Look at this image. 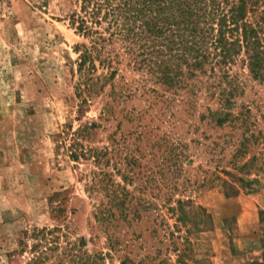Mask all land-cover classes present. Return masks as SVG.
<instances>
[{"label":"rangeland","instance_id":"1","mask_svg":"<svg viewBox=\"0 0 264 264\" xmlns=\"http://www.w3.org/2000/svg\"><path fill=\"white\" fill-rule=\"evenodd\" d=\"M80 8L81 0H0V264L29 260L30 248L19 252L20 239L35 227L69 223L73 238L92 236L100 195L92 197L85 174L95 166L91 160L71 159L67 133L69 127L74 131L86 121L101 123L90 143L115 149L118 167L130 180L124 182L116 166L106 169L133 195L151 203V220L134 225L128 238L142 235L137 243L154 245L150 250L154 256L157 248L161 250L157 259L184 264L178 261L182 244L180 251L167 250L171 238L166 230L187 234L185 226L175 227L181 224L170 207H176L179 198L191 199L207 208L213 222L208 229L189 234L187 264H197L193 259H203L200 264H249L260 258L264 252V82L246 78V92L237 99V112H242V105L251 106L249 123L242 120L246 114L235 127L217 126L201 118L208 106L218 107V99L205 88L191 116L178 105L180 96L166 108L159 101L158 84L123 63L119 69L133 95L111 100L108 85L80 112L75 46L87 40L71 25ZM107 101L113 102L114 114L100 119ZM179 141L184 149L183 173L174 189L175 179L169 173L167 181L162 177L160 163L166 145ZM225 169L245 182L234 181L221 172ZM182 182L188 184L186 190ZM158 214L170 229L160 226L158 236H153L150 225L158 227ZM95 231L99 238L88 242L89 250L108 251L105 236ZM106 264L120 261L114 256Z\"/></svg>","mask_w":264,"mask_h":264},{"label":"trees","instance_id":"2","mask_svg":"<svg viewBox=\"0 0 264 264\" xmlns=\"http://www.w3.org/2000/svg\"><path fill=\"white\" fill-rule=\"evenodd\" d=\"M71 25L87 40L75 46L79 53V77L75 87L80 112L108 85L107 95L111 100L133 95L132 87L119 69V65L126 63L158 84V98L166 108L180 96L178 105L194 115L196 98L205 88L211 98L218 99V107L208 106V112L201 117L203 120L209 119L217 126L232 124L235 127L240 117L247 114L242 120L250 122L251 106L242 105V112H237V99L246 92V78L264 82V0H81L80 11L72 15ZM239 66L243 68L240 72ZM113 114V102L107 101L100 119L108 120ZM100 126V122L86 121L76 130L69 127L67 131L71 159L91 160L95 166L85 174L87 190L93 198L100 195L94 208L92 236L73 238L69 223L27 230L20 239L19 250L22 253L30 248L32 256L25 264H106V259L114 256L120 264H169L167 257L157 259L161 253L158 248L156 255H152L150 250L154 245H145L148 241L137 243L142 235L128 238L129 229L134 225L139 227L146 218L151 220V203L133 195L126 184L116 181L114 172L106 169L116 166L123 181L130 180L118 167L120 161L115 160L119 157L114 154L115 149L90 143ZM161 139L168 142L167 137ZM180 145V141L175 146L167 144L164 150L167 154L160 163L162 177L167 181L169 173L175 179L174 189L179 186L178 179L183 173L184 149ZM221 172L234 181L245 182L230 170ZM228 184L234 188L230 182ZM181 186L186 190L188 184L182 182ZM176 202L177 206L170 210L177 213L176 221L181 226L176 223L175 227L178 230L185 226L187 234L167 232L170 224L161 214H158V227L150 225V228L156 236L159 227L164 226L166 235L171 238L167 250L180 251L179 244H182L178 261L187 264L184 257L191 254L189 234L193 230L208 229L213 222L212 215L191 199L179 198ZM57 211L60 213L62 209ZM95 230L105 236L108 251L89 250L88 242L99 238ZM177 239H182L181 243ZM144 249L146 253H141ZM193 262L200 264L203 259H193ZM249 264H264V252Z\"/></svg>","mask_w":264,"mask_h":264}]
</instances>
